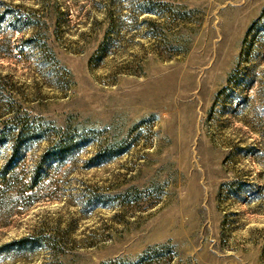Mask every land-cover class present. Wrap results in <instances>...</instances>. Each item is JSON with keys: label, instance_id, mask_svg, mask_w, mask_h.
<instances>
[{"label": "rangeland", "instance_id": "374dc122", "mask_svg": "<svg viewBox=\"0 0 264 264\" xmlns=\"http://www.w3.org/2000/svg\"><path fill=\"white\" fill-rule=\"evenodd\" d=\"M0 264H264V0H0Z\"/></svg>", "mask_w": 264, "mask_h": 264}, {"label": "trees", "instance_id": "16d2710c", "mask_svg": "<svg viewBox=\"0 0 264 264\" xmlns=\"http://www.w3.org/2000/svg\"><path fill=\"white\" fill-rule=\"evenodd\" d=\"M59 149H60V151H62L63 150V148L61 149V147H58Z\"/></svg>", "mask_w": 264, "mask_h": 264}]
</instances>
